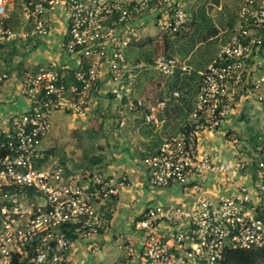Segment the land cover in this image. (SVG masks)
<instances>
[{"label":"built area","instance_id":"obj_1","mask_svg":"<svg viewBox=\"0 0 264 264\" xmlns=\"http://www.w3.org/2000/svg\"><path fill=\"white\" fill-rule=\"evenodd\" d=\"M12 11L20 12L31 29L12 31ZM187 21L185 0H0V96L14 82V91L29 101L26 110L0 120V264H11L15 256L26 264H65L74 241H93L105 229L102 208L119 195L120 185L128 186V177L119 183L88 168L69 174L56 156L47 155L42 140L56 113L87 119L96 99L106 94L114 97L110 102L118 119L131 112L147 126L164 128L167 112L183 104L181 88L152 101L138 96L136 79L152 70L167 78H187L194 68L188 59L165 53L150 63H133L126 53L148 26L175 34ZM57 26L62 29L58 46L76 66L52 58L3 68L8 42L31 37L36 44ZM259 54L264 55V0H244L238 32L200 73L188 123L193 130L164 136L142 160L153 187L182 184L199 194L189 206L155 205L143 211L134 224L144 238L140 264H224L228 248L264 247V139L253 159L240 155L234 164L246 178L242 184L198 144L200 131L220 127L230 115ZM263 82L262 77L256 88ZM259 99L264 102V95ZM217 176L219 184L234 183L236 190L211 200L200 178ZM128 248L134 251L133 245Z\"/></svg>","mask_w":264,"mask_h":264},{"label":"crops","instance_id":"obj_2","mask_svg":"<svg viewBox=\"0 0 264 264\" xmlns=\"http://www.w3.org/2000/svg\"><path fill=\"white\" fill-rule=\"evenodd\" d=\"M10 19L8 20L9 28L11 25ZM56 28H58V30L54 41L55 47L54 50H48V52H52V54L54 53V57L55 59H57V63L72 68L73 66L77 65V61L75 59L69 58L68 55H66L60 49V46H58L61 40L60 36L62 34V29H60V26H57ZM30 29V24L26 22L25 30L28 31ZM142 35H144V33H142ZM22 39L23 40L19 42H15L16 40L10 41L4 46L2 54L3 68H12L16 62H19L20 66H23L26 63L30 64V59L22 56L23 48L27 46L30 47L29 49H31L32 52H35L34 55H32L33 57H35L34 59L37 60L34 64L42 63L38 58V52L42 41H39L35 44L34 42H32L31 37L30 39H28V41H26L25 38ZM51 59L52 57L49 60ZM252 65V74H250L248 85L245 88H241L247 91H244L246 94L243 95V98L246 97L250 91L257 89L255 84L258 82L257 79L261 73L260 69L262 68V72H264V55L259 54L255 56ZM207 67L208 66L204 67L203 70L205 71ZM203 70H197L200 78V73H202ZM71 74L72 72L70 71V73H68V78L72 77H70ZM195 78L196 75L193 76L192 80H190V85ZM200 78L199 83L196 87L198 88V90L200 87ZM14 88L15 83L9 82L7 83V88L5 91H11L12 93H15L16 91H14ZM240 90H238L237 92H239ZM96 95H101V92L98 91ZM109 96L114 98L111 94H109ZM20 97L23 98L26 105H29V101L25 97H23L22 95H20ZM243 101L244 99L240 100V103L238 102L234 104L236 105V108L231 111L230 115L225 119L220 127L206 129L198 133L199 147L208 152L213 158V155H217V157H219V155L224 152L223 145L226 144L229 146V149H226L227 152H225V156L224 158H222L223 161H235L236 157L234 156V151L238 150L237 140L235 137L236 132H240L234 127L238 124V120H242L245 118V112L243 110L240 111L239 109V107L241 108V104L243 103ZM108 104L109 106H111V114L105 119V121L114 120V127L117 128V131L120 130V127L122 129L125 125V129H127V123H129L130 121L128 130L131 136L127 138L129 139V141H127V139L125 140L124 138L120 139L119 142V139L117 138V142H115L114 144L112 143V145H110L105 152L106 158L105 155L103 156V154H100L102 160L99 164L95 165L91 169L98 170L106 177L117 179L119 183L123 176H127L129 184L128 186H119L120 193L115 198L114 203L110 208L111 216L107 220L105 229L93 241H74L72 248L68 252L67 262L65 264H140V261L142 259V251L144 249V238L141 233H138L135 230L134 224L137 221L136 219H139V217L141 218V215L143 211H145V209L155 205L189 206L197 200L199 194L196 190H186L184 185L182 184H171L167 187H153L147 180L145 167L142 162L143 158L146 155L154 152L160 146L164 136L182 131H178L177 129L172 130V128L169 126V122L173 121V117L171 115H167L165 126L161 130H156L154 127L145 125V123L141 127L138 125V128L133 129L134 125L132 121L137 119L138 122H144L143 117L139 114H136L131 118H128L127 121L125 118H123L124 121L122 120L121 122V120L115 116L116 109L115 107H113V104L111 102H109ZM97 105L95 108L96 110L98 109V107H101ZM19 108L20 107L18 106L16 111L26 110H20ZM184 109L185 105L183 103L182 105H179L175 110L183 111ZM0 111H2V114H4L2 115V117L9 115L8 104L6 100L1 96ZM58 113H61L58 119L61 120V123L65 124L67 134L74 130H81L82 128L87 127L89 123H91L90 119L92 116L88 117L87 119H82L70 114V117H68L66 116L68 114H65L64 112ZM58 113H56L55 115H57ZM137 117L141 120H139ZM190 121L191 119L185 121L182 124L184 125L186 123H189ZM104 128L105 133H108V127L105 126ZM50 134L51 133L49 132V134L43 140L50 139V141L53 140L55 142V138H53L52 134ZM243 137L249 138L245 134ZM130 138H133V140L138 139V143H134V141ZM140 140L142 141V143H140ZM54 142H51L53 143V146H48L46 149L48 150L51 147H57L54 145ZM144 143L145 147L143 148ZM104 150L105 147H102V151ZM63 151L65 152L66 149ZM139 152H141V154ZM56 157L58 158V156ZM239 158L240 154L238 153L237 162ZM58 159L61 163V158L59 157ZM215 160L217 161V159ZM76 167L77 166L75 165V168ZM65 168L67 173L69 174H76L84 170L82 169L79 171L76 169H71L68 164H66ZM103 169H105L107 172H104ZM233 178L237 179V176ZM241 178L242 177L240 175V179ZM200 182H202V184L207 187L209 192L206 194V197L211 200H216V198H218V196L222 193H234L236 190L235 186H222L221 184L216 182L215 179L211 181L210 179L201 177ZM162 228H165V226L162 225ZM129 237L131 238V242L129 241ZM130 245H133L134 247L133 252H131L128 248L130 247Z\"/></svg>","mask_w":264,"mask_h":264},{"label":"rangeland","instance_id":"obj_3","mask_svg":"<svg viewBox=\"0 0 264 264\" xmlns=\"http://www.w3.org/2000/svg\"><path fill=\"white\" fill-rule=\"evenodd\" d=\"M243 2L244 0H185V6L187 7L188 11V30L184 31L183 34H188H184L183 37L182 35H169L168 38L170 43H174L175 45L174 50L170 53L181 59H188L189 64L194 68V74L192 76L196 75V78L193 79L190 87L181 89L184 96L182 101L185 105V109L183 111H176L175 109H171L167 112L169 116L171 115L173 117V121L169 122V126L172 128V130L177 129L179 131L180 125L185 121L191 119V115L195 108L196 96L198 94V88L196 87L199 83L200 78L197 70H203L204 67L208 66V64L220 52L223 45L228 42L233 34L238 32L239 13ZM11 15L12 18L10 19V28L20 34L27 32V30H25V19L22 17V15H20V12L12 11ZM214 28L216 29V35L212 34L214 32ZM57 30L58 28H52L48 36L41 38L42 43L39 48L38 58L42 63H46L51 57L53 59L55 58L54 53H49L48 50H54V41ZM163 34L164 33L157 31L156 27L148 26L147 33L142 36L143 38H148L149 36L156 37L155 44L148 45L145 48L141 49L139 48L127 50L128 55L129 53H131L133 57H141L144 51L146 56L151 55V57H154L155 54L158 53L156 43L159 42L161 44L163 42ZM204 36L207 37V41L205 42ZM29 48L30 47L28 46L23 48L22 56L30 59L29 63L31 65H34L37 60H35V57H33L32 55H34L35 52H32V50ZM162 52L163 49L159 48V53ZM142 59V62H149L146 60V58ZM262 70L263 69L261 68V73L259 72L260 75L257 79L258 82H260V79L262 77L264 78V72H262ZM148 73H150L149 75L152 76L156 82L151 83V80L149 81V79L143 82L141 90L146 88L145 93L147 97L153 101L168 96L170 91L172 90V86L174 85L172 84V82H168L170 79L168 78V80L167 77L162 76L158 72L153 70L149 71ZM159 81H161V86H158ZM244 91L247 92L246 90L241 89L239 92H237L236 95V103H240V100L244 99L243 103L241 104V108L239 107V109L240 111L243 110L245 112V118L242 120H238V124L234 127L240 132H236L235 137L238 145V150L234 151V156L236 157V159L235 161H223L222 158H224L225 152H227L226 149H229V146L226 144L223 145L224 152L221 153L219 157H217V155H213L214 158L224 166V168H229L228 170L233 177L237 176V184L246 182V178L242 177L240 179L239 171L234 168V164L235 162H237V154L239 153L240 155H248L253 159L255 157V154L258 153V147L260 146L262 139H264V102L259 99L260 96L264 95V82L261 83L260 88L250 91L248 95L243 98V95L246 94ZM137 94H139L138 96H140V93L138 91ZM155 95L156 99L154 97ZM1 97L5 99L8 104L9 114L15 113L18 106L20 107V110L28 108V105H26L23 98L20 97V95L16 92L12 93L11 91H4L1 93ZM110 100H112V97H110L109 94H106L105 96H99L96 99V102L98 103V106H101L102 110L106 113V111L109 109L108 103L110 102ZM235 108L236 105H233L232 110ZM95 110L96 109L93 110V114ZM0 115L1 120L2 115H4L2 114V111H0ZM60 115L61 113H58L52 118L53 124L50 129V133L52 134V137L55 138V142L53 140L50 141V139H47L43 140L42 144L44 148H47L48 146H53V143L51 142H54V145L58 147V150L63 151L66 149L65 154L69 159L67 161V164L71 169H76L79 171L85 168L87 169L88 167H85L84 165L92 166V164L89 163V159L91 157L100 154H103L104 156L109 146L112 145V143L114 144L115 142H117V138L120 142V139L125 138L126 140L129 136H131L128 130L130 121L129 123H127V129H125V125L122 129L120 127V130L117 131V128L114 127V120L104 121V117H101L102 115L98 116V120L99 123H102L104 121V127L106 126L109 129L108 133H105V128L104 133H94V125L92 123H89L87 127H84L81 130H74L67 134L65 124L61 123V120L58 119ZM124 115L126 121L128 118L134 116V114L131 112H125ZM66 116L70 117L69 114ZM122 120L123 118L121 119V122ZM132 122L134 125L133 129L138 128V125L140 127L144 125L143 121L138 122L137 119ZM244 134L249 138H244ZM130 139L133 140V138ZM127 141H129V139H127ZM133 141L134 143H138V139H134ZM140 143H142L141 140ZM102 147H105L104 151H102ZM144 147L145 143L143 144V148ZM139 153L141 154V152ZM75 165L77 166L76 168ZM92 167H94V165ZM92 167H90L89 169H91ZM103 170L104 172H107L105 169ZM220 179L221 176H217L215 181L219 182ZM235 185L236 184L234 183L230 184V186ZM261 264H264V262H262Z\"/></svg>","mask_w":264,"mask_h":264},{"label":"trees","instance_id":"obj_4","mask_svg":"<svg viewBox=\"0 0 264 264\" xmlns=\"http://www.w3.org/2000/svg\"><path fill=\"white\" fill-rule=\"evenodd\" d=\"M186 30H188L187 22H186L185 27H183L182 30L178 31L175 34H168V33L160 31L161 33H164L163 34V42L161 44L159 42L156 43V47H157V52L158 53H156L155 56L161 54V53H159V48L163 49L162 53L173 55L170 52L174 50V46L175 45H174V43H170L169 38H168L169 35H175V36H181L182 35V37H183L184 34H188V33H184L183 34V32L186 31ZM215 32H216V29L214 28V32L212 34L214 35ZM206 36H204V42L207 41V37ZM155 38L156 37L149 36L148 38H141L139 41H133L128 50L139 49V48L141 49V48H145L148 45L155 44ZM28 39H30V38H27L26 41H28ZM22 40L23 39L21 37H18L15 42H19V41H22ZM13 54H14V52H13ZM126 55H127L128 60L133 62V63L143 61L142 58H146L147 61L151 62L154 59V57H155V56L151 57V55H147L146 56L144 51H143V55L141 57L140 56H134L133 57L131 53H129V55H128V53H126ZM173 56H175V55H173ZM149 74L150 73L144 71V72L140 73V75L136 79L137 91L140 93V97L148 98L146 93H145V91H146L145 89L146 88L141 90L142 84H143L144 81H147L149 79V81L151 80L150 81L151 83L156 82L155 79H153V77L150 76ZM193 74L194 73H192L187 78L186 77H181L179 74H177L173 79L169 78L170 79L169 80L167 78L169 80V81L168 80L167 81L168 82H172V84H174L173 86L171 85L172 88L180 87L181 89H184L186 87H190L191 86L189 80H191V78H193V76H192ZM71 76H72V74L70 75V77ZM70 81H71V78H69L68 82L70 83ZM158 86H161V81H159ZM154 97L156 99V95ZM110 108H111V106H109V109L105 113V112L101 111V107H98V109L95 111L96 113L91 117V123L94 125V129H95L94 133H97V134L102 133V132L104 133V123L103 122L105 121V119L107 117L110 116V114H111L110 113ZM99 115H102L101 117H104L103 118L104 121L102 123H99V120H98V116ZM193 125L195 126V123ZM179 130L190 132L191 130H193V127L189 126L188 123H186L184 125L182 124L179 127ZM59 151L60 150H58L57 147H51L50 149L47 150V155L48 156H50V155L51 156H58L59 155L58 157L61 158V164H63L64 167H66L67 161L69 159L66 157V154H65L64 151H60V152ZM101 160H102L101 155H94L93 157H91L89 159V163H91L92 166L93 165L95 166V165L99 164ZM84 166L88 167V169L90 167H92L91 165H84ZM114 200H115V198L111 202H108L103 207L104 209L102 208V211L105 213L106 221L111 216L110 208L112 207V205L114 203ZM139 219H140V217H139ZM139 219L137 218L136 220H139ZM65 232L69 236H72L71 231L65 230ZM71 238H73L75 240L74 236H72ZM262 262H264V247L263 248H256V249L228 248L226 250V252H225L224 264H261ZM11 264H26V263L22 262L18 256H15L12 259Z\"/></svg>","mask_w":264,"mask_h":264}]
</instances>
